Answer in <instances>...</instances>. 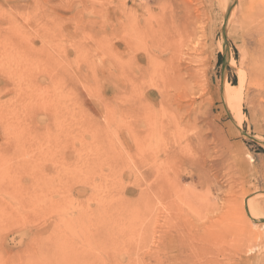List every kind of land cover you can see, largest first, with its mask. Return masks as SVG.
<instances>
[{
  "label": "rangeland",
  "instance_id": "obj_1",
  "mask_svg": "<svg viewBox=\"0 0 264 264\" xmlns=\"http://www.w3.org/2000/svg\"><path fill=\"white\" fill-rule=\"evenodd\" d=\"M0 264H264V0H0Z\"/></svg>",
  "mask_w": 264,
  "mask_h": 264
},
{
  "label": "bare ground",
  "instance_id": "obj_2",
  "mask_svg": "<svg viewBox=\"0 0 264 264\" xmlns=\"http://www.w3.org/2000/svg\"><path fill=\"white\" fill-rule=\"evenodd\" d=\"M154 1H155V0H154ZM162 30H163V28L160 29V33H159V35H154V38H159V37L162 38V37H161V35H162V33H163ZM164 34H165V33H164ZM164 34H163V35H164ZM165 35H166V34H165ZM148 57H149V56H148ZM148 57H147V59H148ZM242 81H243V80H242ZM241 85H242V84H241ZM227 94H230V93H227ZM230 95H231V94H230ZM240 97H241V98H239V101L241 102V101L243 100V97H242V96H240ZM241 103H242V102H241ZM241 103H240L239 106H238L239 108H237V109H238V110H237L238 115H239V113H240V111H241V108H242V107H241ZM236 116H237V115H236ZM239 116H241V115H239ZM249 200H250V199H249ZM252 205H253V204H252ZM258 210H259V209H258ZM254 211H255V210H254ZM256 211H257V210H256ZM259 215H260V214H259Z\"/></svg>",
  "mask_w": 264,
  "mask_h": 264
}]
</instances>
